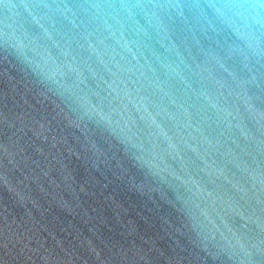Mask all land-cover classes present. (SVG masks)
Listing matches in <instances>:
<instances>
[{"label":"water","instance_id":"water-1","mask_svg":"<svg viewBox=\"0 0 264 264\" xmlns=\"http://www.w3.org/2000/svg\"><path fill=\"white\" fill-rule=\"evenodd\" d=\"M0 264H264V0H0Z\"/></svg>","mask_w":264,"mask_h":264}]
</instances>
